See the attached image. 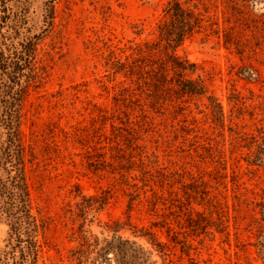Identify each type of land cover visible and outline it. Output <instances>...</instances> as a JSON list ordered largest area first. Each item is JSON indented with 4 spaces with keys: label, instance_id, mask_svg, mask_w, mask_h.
<instances>
[{
    "label": "rangeland",
    "instance_id": "obj_1",
    "mask_svg": "<svg viewBox=\"0 0 264 264\" xmlns=\"http://www.w3.org/2000/svg\"><path fill=\"white\" fill-rule=\"evenodd\" d=\"M49 1L0 0L6 34L24 7L38 32ZM168 1L56 4L55 24L37 50L43 79L21 120L30 202L41 225L38 264H72L80 193L108 197L102 220L130 219L153 231L166 250L164 262L154 252L160 264H264L255 247L264 228V165L251 161L264 148V37L247 27L249 0H186L202 24L176 53L196 65L192 77L220 102L221 120L205 96L160 90L148 97L105 65L110 50L131 59L138 45L157 38ZM6 34L0 43L12 40ZM7 207L0 258L15 254L8 264H19Z\"/></svg>",
    "mask_w": 264,
    "mask_h": 264
},
{
    "label": "trees",
    "instance_id": "obj_2",
    "mask_svg": "<svg viewBox=\"0 0 264 264\" xmlns=\"http://www.w3.org/2000/svg\"><path fill=\"white\" fill-rule=\"evenodd\" d=\"M58 1L50 0L47 4L44 23L38 32L32 30L31 18L24 7L20 22L10 26L7 35L5 26L9 14L6 6L1 9L0 35L6 34L12 40L0 43V212L8 204L4 210L11 217L10 237L16 235L19 238L12 244L11 251L21 252L20 260L17 261L19 264H38L41 248L37 237L41 225L37 214L33 212L26 176L29 152L22 138V109L33 87L43 79L36 65L37 50L55 24ZM263 2L249 0V10L245 11L249 19L247 27L254 36L259 33L264 37V12L260 6ZM201 24L202 18L195 4H189L186 0H169L165 5V19L158 25L157 38L138 45V56L131 59V55L121 58L110 50L105 65L115 74L122 73L148 97H155L154 92L160 90L205 96L213 115L221 120L223 111L220 102L208 92L200 77H192L196 65L176 53L182 42ZM60 38L63 39V36ZM15 39L19 40L18 47L14 46ZM4 134L6 139L3 138ZM131 157L128 156V161ZM253 157V163L264 165L263 145H258ZM124 169L125 172L131 169V161ZM3 171L6 172L5 177L2 176ZM121 176L125 177V174ZM78 197V243L70 251L72 264H160L154 258V252L164 262L165 246L153 231L138 227L130 219L105 221L100 218L108 202L106 195L80 193ZM260 213L264 220V200ZM127 232L131 233L132 239L126 235ZM138 239L145 240V243ZM255 247L264 261V228L257 235ZM14 255L0 258V264H8L10 259H15Z\"/></svg>",
    "mask_w": 264,
    "mask_h": 264
}]
</instances>
